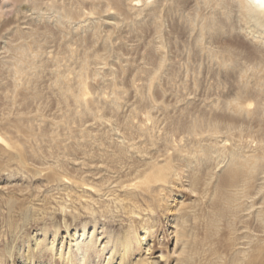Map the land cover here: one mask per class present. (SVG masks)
I'll list each match as a JSON object with an SVG mask.
<instances>
[{
    "label": "rangeland",
    "instance_id": "374dc122",
    "mask_svg": "<svg viewBox=\"0 0 264 264\" xmlns=\"http://www.w3.org/2000/svg\"><path fill=\"white\" fill-rule=\"evenodd\" d=\"M2 1L0 0V118L10 110L14 113L38 111V115L36 120L32 118L33 140H26L4 128L0 130L4 137L15 138L21 144L27 159L25 167L16 151H10L13 157L7 150L0 152V199L8 196L7 187L20 185L30 188V191L15 193L16 197L23 200V208H26L25 212L29 216L27 221L20 219L23 228L17 236L8 230L5 223L1 224L8 218L13 202H0V231L3 232L0 235V258L6 255L8 247L14 248L21 243L28 229L31 233L35 228L47 226L52 231L59 226V237L62 239V235L67 232L73 233L77 224L87 222L92 225L96 218L99 222L105 221V217L99 214L90 213L85 218L86 210L74 198H68L64 203L66 207L63 208L55 199L54 208H51V203L41 208L42 201H36L42 197L49 200L47 197L51 194L59 199L61 195L57 194L58 189L51 187L49 190L52 191L49 193L45 189L49 184L60 183L59 180L49 182L47 173L50 165H62L74 174L80 172L78 165L72 162L73 158L82 153L81 127L85 119H89L87 116L83 121L74 112L72 99L67 104L62 102L59 85L55 83L57 75L54 69L58 60L78 67L79 60L88 54L92 62L89 91L99 95L111 92L113 87L117 88L122 104L119 111L113 110V104H106L101 99H98L101 103L96 102L97 105L105 106L104 115L115 122L110 127L122 122L123 116L130 113L133 105L137 106L139 118L142 117L141 112L161 115L166 109L167 116L181 122H187L192 113L229 119L230 114L223 109V105L227 99L235 96L240 83L237 64L235 69L231 64L233 58L238 65L250 68L262 64L264 78V29L259 30L246 20L236 0H161V7H157L155 12H151L153 5H131L132 0H8L5 4ZM71 10L77 11V14H69ZM210 21L221 27V32L214 28L207 29L206 25ZM22 42L28 43L27 48L34 54V66L36 65L30 69L29 66L26 67L29 73L25 72V78L28 77L27 82L26 79L23 80L25 87L22 81L15 85L9 63L13 55L12 47ZM97 55L100 56L99 60L95 58ZM55 56H59V59ZM95 71L99 75H95ZM249 80L251 85H255V76L250 75ZM15 89L17 105L10 101ZM261 96L259 95V101L264 99V88ZM154 103L157 105L155 108ZM89 117L92 119V116ZM55 121H59L58 126ZM81 121L83 122L80 123ZM26 122L28 120H21L24 125ZM246 122H252L260 128V134L264 135V118ZM91 130L96 129L91 127ZM102 130L106 131L107 128H101L100 131ZM109 132L107 131V135L114 131ZM115 137L117 138L116 135ZM229 137H233L228 142L231 144L235 136ZM217 164L218 157L215 156L211 164V174L214 177L211 183H218L225 172L226 162ZM204 167V164L198 165V169ZM36 185L40 189L35 190ZM79 193L82 191L77 187L71 194L78 196ZM29 195L31 198L27 199ZM167 195L179 199L172 203L166 200ZM150 199L156 213L150 212L145 218L149 216V222L154 225L153 231L143 244L135 247L134 256L148 261L143 264H152L153 261V264H175L179 249L176 233H171L174 228L170 227V219H173L180 204H196L199 194L191 189L188 171L184 169L178 176L174 175L170 183L164 184L161 191H154ZM255 202V207L244 211L243 216L240 215L235 220V225L227 224L225 217L220 226L209 229L207 233L213 243V251L224 250L227 264H233L237 255L240 256L239 251L250 248H254L252 255L255 258L243 261L242 264H264V187ZM168 206L171 209L164 211ZM257 209L262 210L261 219L256 216ZM43 210L49 213H42ZM55 210L56 218L51 214ZM15 213L12 212L13 215ZM140 220L141 216L138 215H134L133 220L116 214L114 217L109 216L105 222L111 233V243L125 229H139ZM235 228L239 229L236 231ZM101 231L102 228L99 227L96 233L98 243L102 242L99 248L103 247V240L106 241ZM246 235L249 237H244ZM90 236L87 234L85 238ZM250 236L253 241L256 240L254 243ZM68 238L71 239L70 236ZM145 242L151 246L150 250ZM66 245L67 242L64 245L65 251ZM109 255L107 251L101 253L100 257L93 258L92 264H107ZM50 257L51 253L48 252L47 259ZM208 258L205 259L206 263ZM14 259L13 256L4 264H18L19 260L13 262ZM54 261V264H62L63 258L57 256Z\"/></svg>",
    "mask_w": 264,
    "mask_h": 264
},
{
    "label": "bare ground",
    "instance_id": "6f19581e",
    "mask_svg": "<svg viewBox=\"0 0 264 264\" xmlns=\"http://www.w3.org/2000/svg\"><path fill=\"white\" fill-rule=\"evenodd\" d=\"M7 1L3 0L2 3L5 4ZM159 2L161 0H132L131 5L144 3L147 6L151 4L153 5L151 12H155L160 6ZM236 2L248 22H252L259 30L264 29V0H236ZM166 4L164 3V5ZM75 13L77 14V11H69L71 15ZM206 27L209 30L214 28L220 31L221 29L213 21L208 22ZM26 44L28 43L22 42V44H15L12 47L13 55L9 62L12 74H14L15 85L22 81L24 87L23 80L28 79V77L25 78V72H28L26 67L29 66L30 69L36 66H34V54ZM227 51L230 52L228 49ZM58 57L55 56V58ZM95 58L99 60L100 56L97 55ZM58 61L54 69L57 75L55 83L59 85L62 102L67 104V101L72 99L75 105L74 112L79 114L83 121V118L87 116L89 119H85L81 127L82 153L73 158L72 162L78 165L80 172L74 174L62 165H50L47 173L49 182L59 180L60 183L49 184L48 188L45 186V189H47V193L52 191L49 190L51 187L58 189L57 194L61 195L59 199L56 195H48L47 198L52 199L50 201L41 196L42 199L38 198L36 201H42L41 208L47 207L46 204L49 203L52 208L55 199L56 203L63 208L68 198L71 200L74 198V201L78 200L82 203V208L86 210L84 211L85 218L90 213L92 215L99 214L101 217H105L106 221L109 216L114 217L116 214V216H126L129 220H133L134 215H138L141 216L140 227L139 229H135V227L125 229L124 232L118 233L114 237L112 243L111 233L107 230L106 222H99L100 220L97 218L92 225L87 222L75 225L73 233L67 232L66 235H62V239L59 237V226L52 231L47 226L35 228L31 233L28 229L18 246L7 248L6 255L0 258V264L7 263V259L13 258V256L15 258L13 262L18 259V264H54V257L57 256L63 258L62 264H92L93 258L100 257L101 253L105 251L108 255L110 253L107 264L113 262L143 264L147 260L142 257L136 259L134 251L135 247L143 244L153 231L154 225L149 222V216L145 218L150 212L156 213L150 195L154 191L156 193L161 191L164 184L170 183L172 177L178 176L184 169L188 171L189 185L193 191L199 194V200L196 204H180L173 219H170V227L174 228L171 233H176L179 249V257L175 264H227L224 250L213 251L211 246L213 243L209 240L210 235L207 233L210 231L209 229L220 226L225 217L227 224L235 225V220L244 211L255 207V199L264 187V135L260 134V128L253 125L252 122H246V120L264 118V99L259 101V95H262L264 88L262 64H256L250 68L238 65L235 58L231 59L234 69L237 64L240 83L235 96L227 99L223 105V109L227 114H230L229 119L192 113L187 122L175 121L166 115L165 108L163 112L165 115L163 113V115H152L151 112L144 111V113L141 112L142 117L139 118L137 106L133 105L130 107V113L123 116L122 122L110 127L115 122L112 121V118H107V115H104L105 106L97 105L96 102L101 99L106 104H113V110L119 111L122 104L117 88L113 87L111 92H103L99 95H94L89 91V70H91L92 62H90L88 54L79 60L78 67L65 64V61L61 63L63 60ZM250 70H252L251 74ZM96 73L98 71H95L94 74L99 75ZM250 75L256 77L255 85L249 83L251 82ZM153 81L154 78L152 83ZM16 94L17 89L10 96L13 105L18 103ZM155 107L157 105L154 103ZM37 112L14 113L10 110L0 118V130L4 128L17 136L25 137L26 140H33L32 118L37 119ZM89 115L92 116V119ZM24 119L28 120L25 125L21 123V120ZM55 124L58 126L59 121H55ZM91 127L96 130H91ZM100 127L107 128V130L100 131ZM109 130L114 131L113 134L107 135ZM231 135H234L235 139L230 144L228 142L233 138L229 137ZM221 137L222 139H219ZM6 150L11 157H13L11 152L16 151L21 157V164L27 166L25 151L21 144L15 138L4 137L0 132V152ZM215 156L218 157V164L226 162V168L221 180L218 183H211L214 178L211 164ZM200 164H204V169H198ZM121 173L126 174L122 176ZM208 174L209 177L206 178ZM39 187L36 185L35 190L40 189ZM77 187L82 193L73 196L71 193ZM7 189L8 196L3 200L0 199V202L6 204L13 202L18 205L11 204L8 211L9 216L1 224L5 223L8 230L17 236L23 228L19 222L20 219L27 221L29 216L25 212L26 208H23V200L16 197L15 193H24L26 190L30 191V188L13 185ZM30 195L27 199L31 198ZM52 196L53 198H51ZM165 198L172 203L179 199L170 195ZM31 203H33V199H31ZM167 209L170 210L171 207L168 206L164 211H168ZM13 211L16 212L14 215ZM56 211L51 214L55 216ZM42 213L48 214L49 211L43 210ZM261 213L262 210L257 209L256 216L259 219H261ZM43 218L46 220L45 216ZM99 227L102 228L101 234L106 238V241L103 240L102 248H99L102 242L98 243L96 235ZM238 229L235 228L236 231ZM2 233L0 231V235ZM87 234L91 235L90 238H85ZM69 236L71 239L68 238ZM244 237H249V235ZM250 237L254 243L256 240L253 241L252 236ZM65 242H67V251L64 250ZM148 249H151L150 245ZM253 249L239 251L240 256L237 255L233 264H242L243 261H249V259L254 260ZM48 252L51 253L49 259H47ZM207 258L208 263L205 262ZM9 262L11 261L9 260Z\"/></svg>",
    "mask_w": 264,
    "mask_h": 264
}]
</instances>
